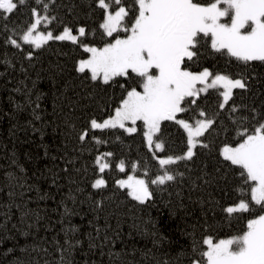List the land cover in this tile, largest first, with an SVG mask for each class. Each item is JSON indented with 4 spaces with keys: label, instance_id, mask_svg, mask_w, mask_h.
<instances>
[{
    "label": "trees",
    "instance_id": "obj_1",
    "mask_svg": "<svg viewBox=\"0 0 264 264\" xmlns=\"http://www.w3.org/2000/svg\"><path fill=\"white\" fill-rule=\"evenodd\" d=\"M33 10L48 17L37 30L56 34L69 28L77 42L52 39L40 48L25 43ZM102 16L98 0H26L11 14H0V264H190L198 258L194 241L242 234L259 211H223L241 198L242 181L219 151L239 139L243 125L264 117V63L246 66L202 49L190 70L243 75L248 88L235 89L223 109L221 89L186 102L182 117L195 121L204 111L215 123L198 138L202 143L191 160L162 169L139 122L133 133L90 128L91 119L111 115L122 95L115 83L94 82L76 70L88 55L83 45L100 47L110 39L99 27ZM158 136L164 143L160 154L186 151L185 131L174 121L162 122ZM108 152L111 167L100 173L96 158ZM165 170L175 179L150 183ZM128 173L149 182L150 200L141 204L117 184ZM99 177L106 187L95 189Z\"/></svg>",
    "mask_w": 264,
    "mask_h": 264
},
{
    "label": "snow or ice",
    "instance_id": "obj_2",
    "mask_svg": "<svg viewBox=\"0 0 264 264\" xmlns=\"http://www.w3.org/2000/svg\"><path fill=\"white\" fill-rule=\"evenodd\" d=\"M25 3L26 0H0V14H11ZM98 7L103 10L99 27L110 39L102 47L83 45L90 55L79 61L76 70L90 74L87 78L91 81L109 86L115 83L122 89V95L114 115L102 121L91 119L90 128L119 127L133 133L139 121L145 129L148 147L163 151L164 143L158 136L161 124L174 121L187 133V151L180 156L160 158L159 165L164 169L178 160H191L195 155L193 149L202 143L198 138L215 120L207 118L204 111L199 115L205 118L197 119L194 124L178 119V114L187 111L186 102L195 104V98L201 93L222 89L219 95L223 102L219 107L223 109L233 91L246 90L248 82L243 75L234 78L226 73H213L207 67L192 71L189 64H195L202 57V49L226 55L246 66L250 62L264 63V0H132L127 6L126 0H98ZM33 15L35 22L22 36L25 43L40 48L52 39L77 42L78 37L69 28L56 36L50 31L37 33V26L48 17L41 18L35 10ZM78 32L81 37L86 34L83 27ZM121 32L126 35L121 37ZM10 42L20 46L15 39ZM236 110L232 108L233 112ZM129 123L133 126L126 127ZM86 136L84 132L79 139L83 141ZM219 155L239 169L242 181L241 198L223 211L229 216L259 211L247 220L242 234L223 239L208 235L199 242L194 241L192 252L198 258L191 259L190 264H264V117L251 127L243 125L239 139L234 145L224 144ZM110 156L112 153L108 152L96 158L100 173L111 167L107 161ZM118 168L124 172V163L120 162ZM174 179L165 170L150 183L163 185ZM117 184L128 189L127 194L141 204L152 198L145 179L129 175ZM92 187H106L105 179L97 178Z\"/></svg>",
    "mask_w": 264,
    "mask_h": 264
},
{
    "label": "rangeland",
    "instance_id": "obj_3",
    "mask_svg": "<svg viewBox=\"0 0 264 264\" xmlns=\"http://www.w3.org/2000/svg\"><path fill=\"white\" fill-rule=\"evenodd\" d=\"M126 6H127V4H126ZM37 13V12H36ZM35 19H36V17L34 18V20H33V22L32 23H34L35 22ZM63 31L64 30H62V31H60L59 33H56V34H53V36H56V35H60V34H62L63 33ZM39 32H42V33H44V34H46L47 32H49V31H41V30H37V33H39ZM36 33H34V35H35ZM73 35H75L74 33H72ZM119 35L121 36V37H123L124 35H126L125 33H123V32H121V33H119ZM23 40V39H22ZM94 47H97V46H94ZM100 47H102V46H100ZM89 53H88V55L86 56V57H84V58H82V59H87L88 57H89ZM82 59H80V60H82ZM79 60V61H80ZM78 64H79V62H78ZM208 68V67H207ZM203 69V68H202ZM202 69H200V70H195L196 72H198V71H201ZM210 70V69H209ZM199 86V85H198ZM221 91H222V89H221ZM111 115H114V111L111 113ZM111 115H109V116H107V117H105V118H102V119H100V120H98V121H102L103 119H107V118H109ZM205 117H199V118H197V119H204ZM208 118V117H207ZM178 119H184V120H186L187 122H189V123H192V124H194L195 123V121L197 120H195V121H190V120H188V119H186V118H184V117H182L180 114H178ZM139 122V121H138ZM138 122H137V124L135 125V127L137 128L138 127ZM140 124H141V129H142V131H145V129H144V127H143V124H142V122H139ZM133 125H131L130 123L129 124H127L126 125V127H132ZM185 134H186V138H187V133L185 132ZM146 139V138H145ZM155 139V138H154ZM147 142V141H146ZM148 145V144H147ZM234 145V144H233ZM223 147V146H222ZM151 150L154 152V154H155V156L157 157V160H158V162H159V159L160 158H166L167 156H164V155H162V154H160V150H158V149H155V147L153 146L152 148H151ZM186 151H187V147H186V149H185ZM185 151V152H186ZM193 151H194V149H193ZM184 152V153H185ZM129 175H132V176H135L136 178H140V179H145L144 177H141V176H136V175H134V174H132V173H128L127 175H125V176H123V177H121L119 180H127V178H128V176ZM160 175H163V174H160ZM99 178H101V177H99ZM146 180V179H145ZM128 190V189H127ZM129 191V190H128ZM227 238H231V237H227ZM221 239H223V238H221Z\"/></svg>",
    "mask_w": 264,
    "mask_h": 264
}]
</instances>
